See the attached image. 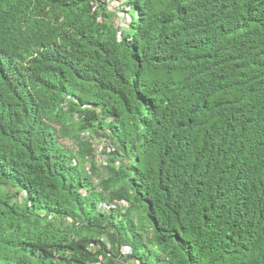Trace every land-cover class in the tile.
<instances>
[{
  "label": "trees",
  "instance_id": "16d2710c",
  "mask_svg": "<svg viewBox=\"0 0 264 264\" xmlns=\"http://www.w3.org/2000/svg\"><path fill=\"white\" fill-rule=\"evenodd\" d=\"M0 264H264V0H0Z\"/></svg>",
  "mask_w": 264,
  "mask_h": 264
},
{
  "label": "built area",
  "instance_id": "2783aa9c",
  "mask_svg": "<svg viewBox=\"0 0 264 264\" xmlns=\"http://www.w3.org/2000/svg\"><path fill=\"white\" fill-rule=\"evenodd\" d=\"M93 143V142H92ZM98 144V149H96L95 150V145H93V148H94V154H100V156H101V153H103L104 152V150H106V151H109L110 150V146L107 144V142H105V141H103V140H97V142H96V145ZM95 151H99V152H101V153H96ZM102 158V157H101ZM103 160V159H102ZM100 161V160H99ZM103 163H105V162H103Z\"/></svg>",
  "mask_w": 264,
  "mask_h": 264
},
{
  "label": "rangeland",
  "instance_id": "374dc122",
  "mask_svg": "<svg viewBox=\"0 0 264 264\" xmlns=\"http://www.w3.org/2000/svg\"><path fill=\"white\" fill-rule=\"evenodd\" d=\"M102 140V139H101ZM103 141H105V140H103ZM96 142H97V138H95L94 139V142L92 143L93 145H95L96 147H95V150L96 149H98V144L96 145ZM106 142V141H105ZM66 145L68 146V147H71V146H73L72 144H71V142H68V143H66ZM96 153H101V152H99V151H95ZM96 155V160L100 163H103V162H105L104 160H102V158H101V156H100V154H95ZM100 160V161H99Z\"/></svg>",
  "mask_w": 264,
  "mask_h": 264
}]
</instances>
